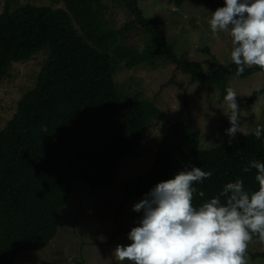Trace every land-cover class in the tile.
I'll return each instance as SVG.
<instances>
[{"label":"trees","instance_id":"trees-1","mask_svg":"<svg viewBox=\"0 0 264 264\" xmlns=\"http://www.w3.org/2000/svg\"><path fill=\"white\" fill-rule=\"evenodd\" d=\"M11 1L0 14V84L12 63L28 61L41 50H47V57L35 86L22 95L0 130V264H16L21 252L46 247L56 235L72 181L109 186L119 163L136 154L152 123L164 122V112L141 93L122 98L115 63L131 70L164 60L173 66L172 78L181 74L189 86L224 91L228 79L238 76L233 62L208 75L199 63L178 58L157 22L143 16L138 0H54L62 5L56 9L32 4L11 9ZM196 1L208 0H175V5ZM112 8L131 20L111 27L106 16ZM136 29L146 35L142 50L126 45ZM259 71L264 68L245 67L239 76ZM252 161L264 162V132L259 140L251 133L201 149L200 134L191 124L169 122L149 171L124 184L116 221L129 198L141 199L157 183L191 167L212 172L194 184L196 206L237 178L245 190L255 191L256 170L243 171ZM256 239L254 234L251 241ZM251 258L264 260V252Z\"/></svg>","mask_w":264,"mask_h":264},{"label":"rangeland","instance_id":"rangeland-1","mask_svg":"<svg viewBox=\"0 0 264 264\" xmlns=\"http://www.w3.org/2000/svg\"><path fill=\"white\" fill-rule=\"evenodd\" d=\"M6 1L0 0V14ZM25 4L62 8L54 0H12L11 9ZM222 6L220 0L185 2L180 6L175 5V0H138L143 16L157 22L159 32L177 57L199 63L208 75L216 72L220 65L232 63L230 33L213 32L208 23L209 14ZM106 19L111 27L120 28L131 17L120 8H112ZM145 39V33L136 29L129 33L126 45L142 50ZM205 49L210 51L215 61ZM46 57L47 50H41L28 61L12 63L0 84V130L16 112L22 95L35 86ZM115 66L114 81L122 98L141 93L164 112V122L156 120L152 123L136 154L125 156L119 163L109 186L92 188L83 182L72 181L55 237L41 250L21 252L16 264H130L127 260L118 261L114 255L117 245L130 243L128 233L115 234L137 226L142 213L132 211L140 199L131 197L123 205L116 221L124 197L123 187L127 181L149 171L168 123L191 124L193 130L200 134L201 149L240 140L254 133L257 126H264V94L260 93L264 91V71L246 77L232 76L226 82V89L232 88L237 93L236 102L241 112V132L230 138L225 132L230 127L224 114L228 111L223 100L226 89L199 84L189 86L181 74L172 78L173 66L164 60H154L131 70L122 64L115 63ZM253 66L245 65L247 68ZM111 237L113 239L109 243ZM262 252L264 240L250 241L246 249L248 264H264L263 259L251 258V254Z\"/></svg>","mask_w":264,"mask_h":264},{"label":"clouds","instance_id":"clouds-1","mask_svg":"<svg viewBox=\"0 0 264 264\" xmlns=\"http://www.w3.org/2000/svg\"><path fill=\"white\" fill-rule=\"evenodd\" d=\"M209 14L213 32H228L233 47L231 61L239 76L247 66L264 68V0H223ZM237 93L226 89L228 137L241 132ZM178 106V105H177ZM264 126H257L259 140ZM258 189L245 190L243 180L227 183L219 194L196 206L194 184L209 178L211 171L191 167L152 187L132 207L142 213L127 234V245H117L118 261L130 264H248L246 249L253 235L264 240V162L252 161ZM204 197L203 192H199Z\"/></svg>","mask_w":264,"mask_h":264}]
</instances>
